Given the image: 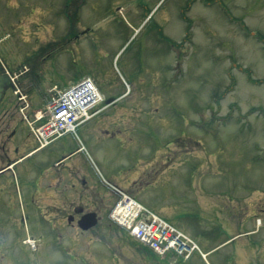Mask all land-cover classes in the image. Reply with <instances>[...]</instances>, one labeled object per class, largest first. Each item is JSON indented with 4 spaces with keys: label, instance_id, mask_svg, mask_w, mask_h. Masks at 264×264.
<instances>
[{
    "label": "rangeland",
    "instance_id": "rangeland-1",
    "mask_svg": "<svg viewBox=\"0 0 264 264\" xmlns=\"http://www.w3.org/2000/svg\"><path fill=\"white\" fill-rule=\"evenodd\" d=\"M81 29L97 37L84 36L79 50ZM177 42L179 59L169 50ZM0 58L11 72L29 69L21 87L35 110L89 74L103 94L126 93L77 135L35 150L19 96L7 92L0 130L13 134L12 151L0 155L2 165L16 162L0 174L11 261L3 264H221L246 245L264 261V0H0ZM126 84L132 89L116 86ZM118 128L115 137L103 133ZM72 167L94 182L97 195L84 192L83 200L92 198L100 221L83 234L61 226L58 237L49 229L53 205L68 208L78 194L54 185L53 174ZM107 181L129 187L205 253L238 233L260 232L223 243L208 261L197 252L183 263L161 261L107 218ZM240 212L259 215L241 220Z\"/></svg>",
    "mask_w": 264,
    "mask_h": 264
},
{
    "label": "built area",
    "instance_id": "built-area-1",
    "mask_svg": "<svg viewBox=\"0 0 264 264\" xmlns=\"http://www.w3.org/2000/svg\"><path fill=\"white\" fill-rule=\"evenodd\" d=\"M100 101L101 95L90 79L60 93L49 107V119L34 128L36 138L46 146L63 134L75 131L91 117L90 110ZM42 117L39 115L37 119ZM113 218L140 241L161 253L174 250L183 254L194 249L187 236L128 196L118 204Z\"/></svg>",
    "mask_w": 264,
    "mask_h": 264
},
{
    "label": "flooded vegetation",
    "instance_id": "flooded-vegetation-1",
    "mask_svg": "<svg viewBox=\"0 0 264 264\" xmlns=\"http://www.w3.org/2000/svg\"><path fill=\"white\" fill-rule=\"evenodd\" d=\"M206 4H209L207 2H205ZM120 9V8H118ZM80 18V17H78ZM129 23V21H128ZM94 36V38L97 37V30H93L90 29L88 30H80L79 32L77 31L76 34V43L78 46V49H81V43H82V38L84 36ZM81 41V42H80ZM93 41H96V39H94ZM179 44L177 42V44L175 45L174 43L171 45L170 49L171 53L175 56L178 57L179 59ZM79 55V54H78ZM138 76H142L143 77V72L140 71H136ZM119 90L121 89H125V86L123 85H116ZM115 92V91H114ZM113 91L109 94H107L105 96V105L104 108L102 110V112H104L106 109H109L111 106H117L119 99L123 96V94L121 95H117L119 94V92L114 93ZM120 109H118L119 111ZM101 112V113H102ZM100 113V114H101ZM109 117V116H107ZM106 117V118H107ZM119 129V128H118ZM104 135L106 136H110V137H115L119 134H121L120 129L118 130V132H115L113 134H109L107 130H103ZM13 136V134H9L6 136L4 135V132L0 130V153L2 154V152L4 150H9L10 152L12 151L9 147H8V142L10 141V138ZM10 157V156H9ZM69 156H64L63 158H61L57 163L60 166L61 164H63L67 158ZM14 161L10 159H8L7 163L5 165H2V157L0 155V174L5 173V170L10 167L11 165H13ZM63 169H61L59 172H54L53 175H55V184L54 185H65L68 186L71 190L74 191L75 194H78V198L76 200H73L70 202V207L67 206L68 208H63L61 206H54L53 205V209L57 210V212H55L54 217L52 218V220H50V222H52V224L49 226V229L53 232L59 233L58 237L63 235L62 233V228L63 227H70V229H73L76 233H80L83 234L85 233L81 227H80V221L82 219V217L85 214L88 213H98L99 212L94 209L95 204L92 201V198L90 200H86V202L83 200V193L86 192L87 194H90L91 196L93 194L96 193V187L93 185L91 186L89 183H94L93 181H91L89 179L88 174L81 170L80 168H76V167H72L70 170H66V171H62ZM90 181H89V180ZM53 183L52 181L50 182L49 179V183L46 185V190L48 189L49 191L52 189ZM50 195V194H49ZM82 201V202H81ZM105 196L101 199V202H105ZM114 199L109 200L108 206H110L113 203ZM51 207V205H49ZM93 207V208H90ZM247 210V208H246ZM241 215V220H243V216H245L247 218V220H251V218H255V216L257 217V214H250L249 212H240L239 213ZM237 215V214H236ZM2 220L0 219V264H3L4 261L7 260V255L5 253V251L3 250L4 245H5V238L3 236V224L1 225ZM62 226V228H61ZM260 230H257V233H259ZM255 234L254 231H247V232H243L240 233V237H250V235ZM237 247V246H236ZM235 247V248H236ZM66 249V248H65ZM7 252L8 250L5 249ZM262 250H259L257 247H255L254 245H246L244 247V249L242 248L240 251L238 250H233L231 252H229L227 255H223V262L221 264H264L263 260H257L260 256H263L261 253ZM236 253V256H235ZM239 253V254H238ZM261 254V255H260ZM247 257L246 261L243 262V260H240L239 258H244ZM235 258H237L235 260ZM255 258H257L255 260ZM9 263L10 258L7 260ZM18 262L15 258H14V262L16 263Z\"/></svg>",
    "mask_w": 264,
    "mask_h": 264
},
{
    "label": "water",
    "instance_id": "water-1",
    "mask_svg": "<svg viewBox=\"0 0 264 264\" xmlns=\"http://www.w3.org/2000/svg\"><path fill=\"white\" fill-rule=\"evenodd\" d=\"M10 88L15 89L14 84L11 83L10 78L0 70V102L3 99L4 93H6ZM97 223L98 219L96 214H88L81 220L80 226L87 230L94 227Z\"/></svg>",
    "mask_w": 264,
    "mask_h": 264
}]
</instances>
